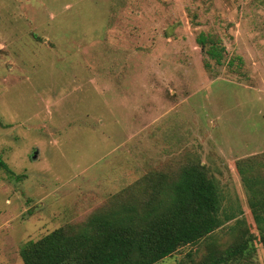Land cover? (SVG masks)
<instances>
[{
    "label": "rangeland",
    "instance_id": "1",
    "mask_svg": "<svg viewBox=\"0 0 264 264\" xmlns=\"http://www.w3.org/2000/svg\"><path fill=\"white\" fill-rule=\"evenodd\" d=\"M0 157V264L190 160L222 225L155 264H264V0H0Z\"/></svg>",
    "mask_w": 264,
    "mask_h": 264
},
{
    "label": "trees",
    "instance_id": "2",
    "mask_svg": "<svg viewBox=\"0 0 264 264\" xmlns=\"http://www.w3.org/2000/svg\"><path fill=\"white\" fill-rule=\"evenodd\" d=\"M196 41L209 58L221 62L222 47L203 33ZM0 168L12 174L1 157ZM132 186L142 192L123 202L116 199L114 206L92 213L83 222L23 243V263L155 264L222 225L217 183L199 161L190 160L173 174L152 172ZM254 213L256 221L264 220L261 204ZM246 249L235 244L209 254L199 264H226Z\"/></svg>",
    "mask_w": 264,
    "mask_h": 264
},
{
    "label": "water",
    "instance_id": "3",
    "mask_svg": "<svg viewBox=\"0 0 264 264\" xmlns=\"http://www.w3.org/2000/svg\"><path fill=\"white\" fill-rule=\"evenodd\" d=\"M36 154H34V157H35Z\"/></svg>",
    "mask_w": 264,
    "mask_h": 264
}]
</instances>
